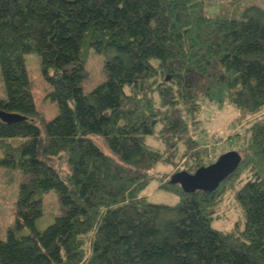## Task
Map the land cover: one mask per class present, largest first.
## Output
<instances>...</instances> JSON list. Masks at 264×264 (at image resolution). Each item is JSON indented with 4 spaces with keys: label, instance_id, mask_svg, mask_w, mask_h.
Masks as SVG:
<instances>
[{
    "label": "trees",
    "instance_id": "trees-1",
    "mask_svg": "<svg viewBox=\"0 0 264 264\" xmlns=\"http://www.w3.org/2000/svg\"><path fill=\"white\" fill-rule=\"evenodd\" d=\"M91 51L105 80L84 93ZM27 55L56 104L49 121ZM0 75V112L20 118L0 120V166L23 177L0 264H264V7L235 19L204 14L203 0H0ZM205 101L249 120L231 142L237 169L187 194L170 178L212 163ZM158 164L174 169L159 186L174 206L142 196ZM51 191L60 213L38 231ZM226 203L240 218L215 229Z\"/></svg>",
    "mask_w": 264,
    "mask_h": 264
},
{
    "label": "rangeland",
    "instance_id": "rangeland-1",
    "mask_svg": "<svg viewBox=\"0 0 264 264\" xmlns=\"http://www.w3.org/2000/svg\"><path fill=\"white\" fill-rule=\"evenodd\" d=\"M251 6L264 7V0H203V12L210 16L220 15L240 19L243 11ZM25 58L28 76L32 83V94L36 109L44 116L46 121H49L57 112L55 103L46 102L50 87L41 76L38 57L36 55H27ZM84 69L86 75L82 81L81 88L84 93H87L105 80L103 58L91 51ZM0 98H5L1 75ZM198 119L200 121V137L206 142L209 151L212 152L210 155L212 163L216 160L217 155L220 156L226 152L236 150V143L232 144L231 142L235 139V134L243 135L246 122L249 120L248 116L228 103L219 106L207 101L202 103ZM23 142L24 139L22 138L11 140L15 147L20 146ZM148 143H151L150 138ZM2 158H4V153L0 147V159ZM60 166L64 171L69 170L65 163ZM173 173L174 169L158 164L153 170L154 178L143 190L142 196H145L147 201L152 204L176 205L179 202L178 195L159 187L163 180L169 178L170 174ZM22 181L23 177L19 171L8 170L0 166V237L2 239L5 237L7 228L14 223L17 190ZM227 204L221 210L224 218L215 220L212 223L213 228L229 230L240 218V215L230 210L231 205ZM59 213L60 208L57 196L51 191L42 200V216L36 222V229L43 231L52 224ZM230 213L232 215H229ZM23 234H29V230L25 229Z\"/></svg>",
    "mask_w": 264,
    "mask_h": 264
},
{
    "label": "water",
    "instance_id": "water-1",
    "mask_svg": "<svg viewBox=\"0 0 264 264\" xmlns=\"http://www.w3.org/2000/svg\"><path fill=\"white\" fill-rule=\"evenodd\" d=\"M20 118L0 112V120L4 123H12ZM240 156L235 151H229L220 155L213 163L197 169L193 174L180 171L170 178L172 184H178L184 193L195 191L213 192L219 184L231 175L240 164Z\"/></svg>",
    "mask_w": 264,
    "mask_h": 264
}]
</instances>
